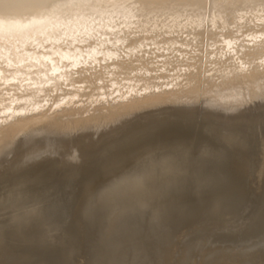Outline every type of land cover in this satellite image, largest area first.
I'll return each mask as SVG.
<instances>
[{
	"label": "bare ground",
	"instance_id": "1",
	"mask_svg": "<svg viewBox=\"0 0 264 264\" xmlns=\"http://www.w3.org/2000/svg\"><path fill=\"white\" fill-rule=\"evenodd\" d=\"M252 73L264 85V0H0V264H212L234 254L223 246L208 250L202 241L214 222H227L248 204L243 178L253 166L229 157L245 155L249 140L211 145L198 135L211 119L196 127L193 113L185 120L170 111L192 109L201 86L210 104L236 105L247 98ZM160 104L174 107L110 123L94 144V133L66 141L69 135L39 131L60 121L66 129L102 124ZM172 127L181 133L163 139ZM26 130L39 133L13 149L12 136ZM142 152L130 176L93 199L70 191L61 203L44 202L57 194L59 182L44 195L25 191L54 167L93 171ZM197 220L202 229H192ZM227 237L218 233L215 241ZM175 239L182 250L167 245ZM257 242L242 243L234 255L247 258ZM73 250L84 251L82 259Z\"/></svg>",
	"mask_w": 264,
	"mask_h": 264
},
{
	"label": "rangeland",
	"instance_id": "2",
	"mask_svg": "<svg viewBox=\"0 0 264 264\" xmlns=\"http://www.w3.org/2000/svg\"><path fill=\"white\" fill-rule=\"evenodd\" d=\"M247 81H248L247 82V85L248 86H247V90L246 91L248 92V94H247V98L244 100L245 102L242 101V102H240V103H238L236 105H232V106L229 105V104H226V103L225 104H210L212 102V99L210 98V95L206 93L205 88L201 86L202 88L199 87L198 88V92H197V99L198 100L196 99V101H195L197 104L199 102L198 107H197V105L195 106V102H193L194 104L190 103V106L191 105L193 106L192 109H191V107H188L189 104H187L188 106L185 105V106H187L186 108L183 105H179V107H177L178 106L177 105L176 108L178 110L176 108L174 109L173 108L174 106L171 107L170 105H166V106H169V108H166L165 105L160 104L159 105V109H158V106H155L152 109L150 108L148 111L147 110H144V111H140V112L135 113V115L137 114L138 116H135L134 114H131L132 116H125V117L124 116H120V118L119 117L118 118H114L113 117L114 119L111 118V121L109 120V122H106V123L102 122V124H100V123H97V122L96 123L92 122V124H90V125H84L82 127H74V128H69V129H66V127L63 125L64 122L60 121L61 124H60V122H59V124H58V122H55L54 123V124H58L59 126L53 124L51 126H48L46 129L43 128V129H40L39 131L40 132L42 131L41 133L46 132L47 134L53 132L54 134L53 133L52 134H53L54 137H57L58 135H64V134H66L67 136L69 135V137H65V135H64V137L66 138V141L73 139V137H74L73 135H75V138L80 137L78 135H81V136L83 135L81 138H78V139L84 140L85 139L84 137L87 136V132L88 133H94V135H95V133H96V135L99 134L100 136L98 135V137L96 135L95 136L93 135L94 137L93 136L91 137L92 142L94 144V143H96L98 141V139L101 137L102 134H105L103 132L106 129L111 128L112 126H117L119 124H124L126 122L128 123V122L132 121L133 119H135L136 117L138 118V117H141V116H144V115H149L151 113H159L161 111H167L169 113L170 107H171L174 110L172 109L170 112L173 113V111H175V113H174L176 115L175 117H179L181 119L182 118L185 119L184 117H186L189 114L193 113V115H192L193 118H191V120H193L195 118H197V119H196V121H194V123H191V124H193L196 127L200 124V121H201L202 118H207L209 120L211 119L212 125H210L204 131H201L198 134L199 136L201 135L204 139H207L209 141V144H211V145L218 146V142L220 140H222V138H226V142L227 143L229 142V143H236V144L242 143L243 144V142H245V138H247L249 140V144L246 145L245 148H244L245 155L242 156L240 151H237V152L234 151V152H232V155L229 158H230L231 161H235V162H237V161L239 162L240 161L241 162V165H244L245 162H247V161L249 162L250 161L251 162V165L250 166H253L254 172L252 174H249V176L243 178V180L246 182V189H247V191L249 192V195H250L249 196V201H248L249 206L247 204L244 208H242L241 210H239L236 213V215H234L235 217L231 218L227 222H222V221L214 222L211 225L212 226V229H214V231L209 234L212 239H210V237H208L209 236L208 235L207 236L208 238H206V241L204 240V241H202V243L203 244H205V243L206 244H209L208 247H206L208 250H210V248H212L211 250H215V249H218L216 247H220L221 248L223 246L222 249H220L221 251L224 250L223 248L226 247V249H230V250L235 249V251L237 250L236 252H239L240 250H242V247H243L242 243H244V244L245 243L246 244L248 243L247 246L249 247V246L253 245V243H255V241L256 242L258 241L257 243L260 244V246L256 245L254 247H256L257 249H260V248H262V249L256 250V248H255L254 251H253V253L250 256H248L247 258L236 257L234 254H237V253L234 252V250H233V253L234 254H230V253L229 254H226L225 256H227V259L224 256L225 259L221 258V260H220V261H223V262H220V261H218V262H220V264H264V252L262 251V250H264L263 249L264 248V241H262V240H264V235H263L264 234V187L261 189V187L264 186V170H263L264 169V135H263L264 134L263 133L264 132V127L262 126L260 128V130L258 128V126H260L261 123L264 121V104H262L264 102V93H263L264 92V85H263V82H262V76L259 75V73H252L249 76V78H248ZM258 84H260V85H258ZM261 89H263V90H261ZM253 93H255L254 95H256V93H257V95L255 97L253 95V97L255 98V100H256V97H257V100L256 101H254V98L253 97H249V95H252ZM259 93L262 96H260ZM207 97H209V98H207ZM262 97H263V99H262ZM248 98L249 99L252 98V99L249 100ZM258 102H259V104H258ZM201 103H202V105H201ZM207 103H209V104H207ZM242 103H244V104H242ZM250 103L251 104H254V105H252L250 107ZM239 104H241V105H239ZM255 104H257V105H255ZM258 105H260V106H258ZM181 106H182L183 110L182 109H179ZM194 106L197 107V108H195ZM246 106H247V108H246ZM217 107H219L218 108L219 110H217ZM234 107H235V109H234ZM236 107H237V109H236ZM243 107H245V108H243ZM248 107H249L250 110L248 109ZM252 107H254V108H252ZM202 108H205V109L203 110ZM229 108H230V110H229ZM232 108L234 110H232ZM155 109L158 110V111H155ZM197 109H199L200 111L197 110ZM238 109H240V110H238ZM151 110L152 111L154 110V111L152 112ZM180 110L185 111V112L186 111H188V112L191 111V112L190 113L187 112L186 114H185V112H182V111H181L182 113L181 112H179V113L176 112V111H180ZM195 110H197V111H195ZM249 111H250V114H249ZM195 112H197V113H195ZM204 112H205V114H204ZM210 112H212V113L214 112V113L211 114ZM142 113H145V114H142ZM219 113H221V114L219 115ZM196 114H198V115H196ZM203 114H204V116L200 117ZM194 115H195V117H194ZM125 118L127 120H125ZM191 120L189 119L188 122H190ZM218 121H219V124H217ZM221 121H222V123H221ZM226 122H227V124H226ZM229 122H231V123L228 124ZM232 122H235V123H232ZM110 123H111L112 126L110 125V127H109V124ZM115 123H117V124H115ZM236 123L238 125L235 126ZM240 123H241V125H240ZM243 123L245 125H243ZM93 124H94V126L96 128L93 127ZM103 124H104V126H103ZM105 124H107V126ZM250 124H251V126H249ZM257 124H258V126H256ZM53 126H54V128H53ZM98 126H101V127L98 129ZM63 127H64V129H62ZM88 127H89V130H88ZM251 127H252V129H251ZM50 128H51V130H50ZM83 128H84V130H83ZM85 128L87 130H85ZM120 128L122 129L123 127H120ZM120 128L118 130H121ZM48 129H49V132H48ZM257 130H258V132H257ZM35 131H36V133H39L38 130H32V131L31 130L30 131L29 130H26V131L20 132V135H19V133H17L18 135L15 134L14 136H12L11 140H12V146L14 147L13 149L16 148V145H13V144H15L19 140L21 141V143L19 141L20 144L18 142H17V144H19V145L23 144V142H25L24 139H26V138L28 139L32 135H35L36 134ZM77 131H78V133H77ZM181 131H182V128H175L174 129L172 127L171 129H169L168 131H166L165 134H163L164 137L163 136L162 137H163V139L165 137L171 138L172 136H174V135H176L178 133H181ZM244 131H246L248 134L245 135L244 134ZM57 132H58V134H57ZM101 132H102V134H101ZM237 132L239 134L238 137H237ZM254 132H255V134H254ZM26 134L27 135L29 134L30 136L25 137V136H27ZM47 134H45V137H53V136H46ZM55 134L57 136H55ZM70 134H72V135H70ZM240 134H242V135H240ZM235 135H236V137H235ZM43 136H44V134L41 137L43 138ZM71 136H72V138H71ZM199 136H197V139H199L201 137V136L200 137ZM207 136H209V137H207ZM262 136H263V138H262ZM41 137L40 136L39 137L37 136V139L38 138H41ZM13 138H15V139H13ZM21 138H24L23 139V142H22V139ZM59 138H60V136H59ZM59 138L56 139V140L60 141ZM67 138H68V140H67ZM27 139H26V141H29V139L28 140ZM31 139H35V138H30V140ZM160 141L163 142L162 139ZM25 143H27V142H25ZM255 143H256V146L253 145ZM257 143H259V144L261 143L260 145H258V148H257ZM19 145H17V147H19ZM49 145L51 147H55V144L52 143V142ZM255 148H257V149H255ZM254 149H255L256 153H255ZM258 150H260V152ZM51 154L52 153H50V157L51 158H52L53 155H56L55 153H53L52 155ZM144 154L145 153H143V152L140 153L135 158L131 159L128 163H125V164H122V165H115V166H113L112 164L111 165L110 164H103L102 166H98L97 168H95L93 171L92 170L91 171H88L85 168H79L78 170H76V171H74L72 173L70 171L73 170V169H70V167H68V166L63 167V169L60 168V167H54V169H53L54 172L47 173L49 176H47V174H46L44 176V178L42 180H40V181H37V183L36 182L29 183L28 184V189H26L25 191L32 192V191H34L36 189V191H38L39 194H43L44 195L46 192H48V189L50 187H53L54 185H56L59 182V183L63 184V186L62 187H59L58 190H56V191H58L57 194L55 196H53L52 198H49L50 200L49 199H46L45 201L44 200H42V201H44V202H47V201H55V202H57V200L60 199L61 201L59 200V203H61V202L65 201V199L67 198L66 195L70 191L71 192H79L80 194L89 195L91 197V199H93L96 195H98V194L101 193L102 187H106V186H109L111 183H114L117 178H120V176H124V175L125 176L126 175L127 176H130L133 173L132 172V169H134L136 167V164L144 156ZM251 155H252V157H251ZM255 162H258V163L254 164ZM78 163L79 162H77L76 165H78ZM84 170H85V173H84ZM105 170H106V172H105ZM95 174H97V175H95ZM250 175H253V176H251V178H250ZM82 177H84V178H82ZM77 178H78V180H77ZM234 179L236 181H241L242 180L240 175H238V176L236 175V177H234ZM89 181H93V185L91 186V188H92L91 190L92 191L87 192V189H88L87 183ZM39 182H41V185H40ZM261 184H263V185H261ZM30 185H31V187H30ZM259 185L261 187H258ZM258 189L260 190L259 192H258ZM256 191L258 192V194H257ZM252 196H254V197L252 198ZM246 210H248V211L246 212ZM244 212H246V214ZM236 217H237V219L239 221L236 219ZM1 219L3 220L4 218H0V220ZM234 221H236V222H234ZM238 222H240V223L238 224ZM52 223H55V221H52ZM244 223H245V225H244ZM193 225L194 226H193L192 229H197L198 230V229H202L203 228L204 223L201 220H197L195 222V224H193ZM236 225H238V228L239 227L240 228L238 229ZM163 226L167 227L166 225H163ZM220 228L223 229V230H220ZM247 230H248V232H247ZM246 232H247L248 236H247ZM218 233L219 234L222 233V235H228L229 237H227L226 240L217 243L215 241V239H216V235ZM245 234L247 236L246 239H244L245 238L244 237ZM259 235H260V237H259ZM153 240H155V239H153ZM172 240H174V239H172ZM172 240L170 242H168L167 245L173 246L175 248L174 250H176V248H178V247H179L180 250L183 249V244L180 243V240L179 239H175V241H172ZM242 240H245V241L242 242ZM238 249H239V251H238ZM73 252L75 254V255L73 254V256H75L79 260L82 259L81 255L82 256L84 255L83 254L84 251H81L80 252L81 254H79V251H74L73 250ZM231 253H232V251H231ZM79 255H80V258H79ZM231 258H235L234 259L235 261H232ZM174 259H176V258H174ZM177 259H179V258L177 257ZM230 259H231V263H228V260H230ZM199 260H201V259H199ZM199 260L198 261L196 260L195 261L196 263L194 262V264H203V261L202 260L199 261ZM175 262H173V263L174 264H179V263H175ZM214 262L212 264H216L217 260L214 261Z\"/></svg>",
	"mask_w": 264,
	"mask_h": 264
}]
</instances>
